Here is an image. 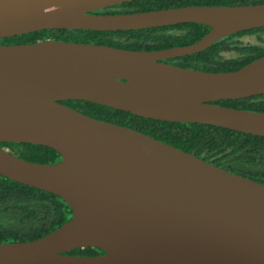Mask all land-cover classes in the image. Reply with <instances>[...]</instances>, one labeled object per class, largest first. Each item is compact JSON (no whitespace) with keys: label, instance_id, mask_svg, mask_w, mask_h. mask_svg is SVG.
Instances as JSON below:
<instances>
[{"label":"water","instance_id":"obj_1","mask_svg":"<svg viewBox=\"0 0 264 264\" xmlns=\"http://www.w3.org/2000/svg\"><path fill=\"white\" fill-rule=\"evenodd\" d=\"M127 1L0 0V38L46 29L210 27L194 43L154 50L54 38L0 43V142L61 155L35 162L0 147V174L59 195L72 210L42 237L0 242V264H264V183L63 102L264 136V111L216 103L264 93V55L230 71L166 61L264 27V3L97 12ZM81 247L105 252L68 253Z\"/></svg>","mask_w":264,"mask_h":264},{"label":"trees","instance_id":"obj_2","mask_svg":"<svg viewBox=\"0 0 264 264\" xmlns=\"http://www.w3.org/2000/svg\"><path fill=\"white\" fill-rule=\"evenodd\" d=\"M256 3H264V0H132L97 12L131 13L188 5ZM209 30V26L196 22L122 31L46 29L0 38V43H29L54 38L128 49L154 50L194 43ZM263 55L264 27H258L223 37L203 51L166 61L202 70L230 71L237 70ZM63 102L94 117L143 131L227 170L264 183V136L212 124L146 118L85 100ZM216 103L264 111V93L237 99H222ZM0 147H9L12 153L30 161L55 163L61 160L58 151L45 145L0 142ZM71 215L70 205L59 195L0 174V242L37 239L61 226ZM104 252L94 247L68 251L70 254L80 255Z\"/></svg>","mask_w":264,"mask_h":264},{"label":"rangeland","instance_id":"obj_3","mask_svg":"<svg viewBox=\"0 0 264 264\" xmlns=\"http://www.w3.org/2000/svg\"><path fill=\"white\" fill-rule=\"evenodd\" d=\"M5 148L9 150V147H5Z\"/></svg>","mask_w":264,"mask_h":264},{"label":"flooded vegetation","instance_id":"obj_4","mask_svg":"<svg viewBox=\"0 0 264 264\" xmlns=\"http://www.w3.org/2000/svg\"><path fill=\"white\" fill-rule=\"evenodd\" d=\"M100 254V253H99Z\"/></svg>","mask_w":264,"mask_h":264}]
</instances>
